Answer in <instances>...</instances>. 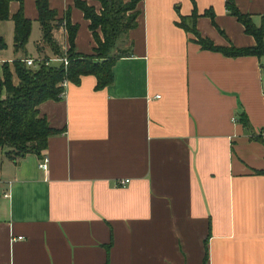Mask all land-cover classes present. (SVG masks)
I'll return each mask as SVG.
<instances>
[{
	"label": "crops",
	"instance_id": "obj_1",
	"mask_svg": "<svg viewBox=\"0 0 264 264\" xmlns=\"http://www.w3.org/2000/svg\"><path fill=\"white\" fill-rule=\"evenodd\" d=\"M21 1L26 53L6 47L0 63L54 55L37 48L36 0L10 1L4 39L13 43ZM226 1L140 0L111 83L82 74L39 104L59 131L41 152L0 156V264H264V144L250 138L264 136V55L204 48L179 23L219 45H255ZM75 2L50 6L58 20L70 11L75 51L90 54L97 42ZM234 3L264 24V0ZM54 37L64 54L63 23Z\"/></svg>",
	"mask_w": 264,
	"mask_h": 264
},
{
	"label": "trees",
	"instance_id": "obj_2",
	"mask_svg": "<svg viewBox=\"0 0 264 264\" xmlns=\"http://www.w3.org/2000/svg\"><path fill=\"white\" fill-rule=\"evenodd\" d=\"M11 0H0V21L8 18ZM140 0H99L100 8L89 4L86 0H76V6L84 11L89 19V26L97 45L94 52L87 54L76 52L75 37L79 26L70 20L67 10L64 20H58L57 12L50 6V0H36L39 12L38 20L42 29L41 39L37 45L39 51L47 48L53 54L63 55L62 47L54 37L58 24L63 23L67 29L70 43L65 51L69 58L65 65L62 61L46 60L50 57L36 58V65H28L25 57L12 62L5 60L0 63V156L5 154L14 159L28 152H41L47 148L48 140L53 133L59 131L52 127L48 119L40 114L39 104L48 99H59L66 90L65 82H79L82 74L92 73L97 77L96 85L101 88L114 78L113 65L119 53L116 51L123 43L128 31L137 25ZM230 12L244 24L246 32L255 36L257 43L253 46L240 47L234 44L224 46L214 43L210 38L203 37L195 24L185 19L179 23L192 30L204 48L219 50L227 55L253 54L264 55V24L257 25L249 13L241 12L234 0H227ZM213 16V11H207ZM196 13L192 15L194 20ZM14 21V49L26 51L27 41L32 31V21L23 12V3L12 15ZM7 42L0 32V51L7 47ZM15 77L17 80H15ZM240 120L248 127L249 121L245 113ZM251 139L264 144V136L251 133ZM264 173V169L256 170Z\"/></svg>",
	"mask_w": 264,
	"mask_h": 264
},
{
	"label": "built area",
	"instance_id": "obj_3",
	"mask_svg": "<svg viewBox=\"0 0 264 264\" xmlns=\"http://www.w3.org/2000/svg\"><path fill=\"white\" fill-rule=\"evenodd\" d=\"M25 60H26V62H27L28 65H36V63H37L36 58H33V57H25ZM51 61H62L66 65L68 63V61H69V58L66 55V53H64L63 55H56V54H54V55L50 56L49 59L46 60V63L48 64ZM159 95L160 94H157L156 97L159 96ZM39 166L42 169H47L49 167V155L47 153H44L40 157V159H39ZM129 181H130V178H121L119 180V184L120 185H125ZM18 238H21V236H18Z\"/></svg>",
	"mask_w": 264,
	"mask_h": 264
},
{
	"label": "rangeland",
	"instance_id": "obj_4",
	"mask_svg": "<svg viewBox=\"0 0 264 264\" xmlns=\"http://www.w3.org/2000/svg\"><path fill=\"white\" fill-rule=\"evenodd\" d=\"M33 39H34V37L31 38L30 41L32 42ZM5 51H8L10 54H12V53L14 52V46H13V43H11V42L8 43V44H7V48H6Z\"/></svg>",
	"mask_w": 264,
	"mask_h": 264
}]
</instances>
